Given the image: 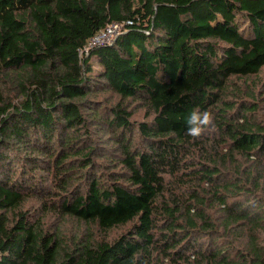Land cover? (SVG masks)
<instances>
[{
	"label": "trees",
	"instance_id": "16d2710c",
	"mask_svg": "<svg viewBox=\"0 0 264 264\" xmlns=\"http://www.w3.org/2000/svg\"><path fill=\"white\" fill-rule=\"evenodd\" d=\"M0 264H264V0H0Z\"/></svg>",
	"mask_w": 264,
	"mask_h": 264
},
{
	"label": "clouds",
	"instance_id": "9594fccd",
	"mask_svg": "<svg viewBox=\"0 0 264 264\" xmlns=\"http://www.w3.org/2000/svg\"><path fill=\"white\" fill-rule=\"evenodd\" d=\"M214 120L213 113L210 111H193L186 120L187 134L194 138H199Z\"/></svg>",
	"mask_w": 264,
	"mask_h": 264
},
{
	"label": "built area",
	"instance_id": "2783aa9c",
	"mask_svg": "<svg viewBox=\"0 0 264 264\" xmlns=\"http://www.w3.org/2000/svg\"><path fill=\"white\" fill-rule=\"evenodd\" d=\"M120 25L116 22L107 24L104 28L98 30L88 41L87 46L91 47L98 44L110 42L117 36Z\"/></svg>",
	"mask_w": 264,
	"mask_h": 264
},
{
	"label": "rangeland",
	"instance_id": "374dc122",
	"mask_svg": "<svg viewBox=\"0 0 264 264\" xmlns=\"http://www.w3.org/2000/svg\"><path fill=\"white\" fill-rule=\"evenodd\" d=\"M96 66V65H95Z\"/></svg>",
	"mask_w": 264,
	"mask_h": 264
}]
</instances>
